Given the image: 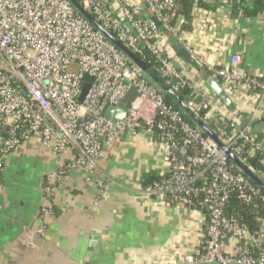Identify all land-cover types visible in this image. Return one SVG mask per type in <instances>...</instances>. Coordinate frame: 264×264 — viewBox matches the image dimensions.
I'll list each match as a JSON object with an SVG mask.
<instances>
[{
  "label": "built area",
  "instance_id": "2783aa9c",
  "mask_svg": "<svg viewBox=\"0 0 264 264\" xmlns=\"http://www.w3.org/2000/svg\"><path fill=\"white\" fill-rule=\"evenodd\" d=\"M80 2L135 54L155 57L157 73L175 92L191 90L188 107L224 148L167 104L147 75L68 0H0V176L10 154L38 140L56 155L74 154L59 177L69 172L90 174L104 197L112 185L101 167L105 148L125 135L143 133L161 147L165 161L160 178L146 194L157 202L202 213L207 220L203 246L193 262L264 264V220L263 232L254 234L242 218L227 214L233 195L246 205L255 199L264 204V193L228 158L231 152L243 164L257 154L264 159V142L249 126L240 129L233 114L230 118L220 114L218 98L203 94L159 46L161 28L176 31L172 21L177 0ZM210 72L222 80L231 99L252 101L254 113L264 109V75L248 74L239 56ZM86 76L93 81L79 102ZM133 88L138 95L126 117L108 119L107 109L123 103ZM253 173L264 181V170ZM3 208L0 203V211ZM41 214L43 219L53 214L48 201ZM231 240L238 245L235 253L228 250Z\"/></svg>",
  "mask_w": 264,
  "mask_h": 264
},
{
  "label": "crops",
  "instance_id": "0c3cea01",
  "mask_svg": "<svg viewBox=\"0 0 264 264\" xmlns=\"http://www.w3.org/2000/svg\"><path fill=\"white\" fill-rule=\"evenodd\" d=\"M203 1L215 7L196 6L191 31H182L181 18L175 20L174 33L161 31L157 42L164 54L203 94L214 95L205 87L203 75L228 66L233 56L241 58L248 74L264 75V17L248 18L235 11L233 4L240 0ZM173 37L189 50L191 60L177 53ZM232 100L264 142V109L254 113L252 101ZM217 109L223 116H233L220 101ZM105 150L101 167L112 185L104 197L90 174L69 172L59 177L73 161L72 152L56 155L31 140L6 158L0 264H200L193 258L203 246L205 216L157 202L145 192L165 165L161 147L141 133L125 135ZM46 201L53 214L43 219ZM237 247L231 240L228 250L235 253Z\"/></svg>",
  "mask_w": 264,
  "mask_h": 264
},
{
  "label": "water",
  "instance_id": "95a60500",
  "mask_svg": "<svg viewBox=\"0 0 264 264\" xmlns=\"http://www.w3.org/2000/svg\"><path fill=\"white\" fill-rule=\"evenodd\" d=\"M68 1L72 5V7L74 8L77 14L82 16L90 25L94 27L95 30L103 34L111 43H113L117 48H119L130 60H132V62L136 66H138L147 75V77L151 80V82L154 85L159 87L163 93L169 95L172 99L177 101L181 105L185 115L189 117L197 127L201 128L202 131L206 135H208L212 140H214L217 144H220V138L188 107L187 103L189 102V98L186 99V102H182L178 94L170 87L168 83L164 81V79L156 71L150 69L147 66V64L137 54H135L124 43L118 40V38H116L112 32H110L107 28H105L83 6V4L79 0H68ZM147 6L148 5L146 4L145 7L147 8ZM172 42L175 45V49L180 56H182L185 60H191L192 54L184 46V44L179 42L178 38L173 37ZM202 79L205 82V87L207 88V90H210L225 107L229 108L230 110H233V115L240 122L241 129L248 126L249 120L242 117L241 112H239L234 108L232 99L226 95L221 83L216 78L212 77L210 73H205ZM85 81L87 82V84H85L83 88V92L79 97V102L83 101L90 87L89 83H91L93 79L86 76ZM137 95H138V90L136 88H133L123 103H121L118 107H109L107 109L106 111L107 118L112 121L123 120L127 115V109L131 106V103L133 102V100ZM256 130H258V132H261V127L259 125H256ZM221 147L224 148V146ZM234 163L240 170H243L244 164L241 162V160L238 157L235 158ZM251 177L252 180L256 182L258 185L262 184L263 181L254 173L253 175L251 174Z\"/></svg>",
  "mask_w": 264,
  "mask_h": 264
},
{
  "label": "trees",
  "instance_id": "16d2710c",
  "mask_svg": "<svg viewBox=\"0 0 264 264\" xmlns=\"http://www.w3.org/2000/svg\"><path fill=\"white\" fill-rule=\"evenodd\" d=\"M196 6L204 10H213L215 7L214 4L207 3L203 0H177V7L175 10V19L172 21V25H175L174 23H175L176 18H181L183 20L182 31H191L192 22H193V13H194V8ZM233 9H235V11L237 12L241 11L248 18L261 17V16L264 17V0H254L251 4H246L245 0H240V2L238 3L236 2L233 4ZM161 30H163V28H161ZM139 57L147 64V66L150 69L157 72L158 63L155 57H153L151 54L147 52H144V55L139 56ZM129 61L132 64H134L132 60L129 59ZM217 80L221 84L223 83L221 79L217 78ZM164 81L166 82L167 79H164ZM157 88L161 91L159 87ZM176 93L178 94L182 102H186V99L189 98L191 95V90L189 88H184V89L179 90ZM162 94L164 95V98L167 104L179 110L182 113L183 117L188 122L195 125L192 122V120L185 115V113L182 110L181 105L177 101H175L169 95L163 92ZM203 135L207 136L205 133H203ZM218 145L220 147L224 146V143L221 139H220V144ZM228 158L231 162H234L236 156L233 153H228ZM256 169L264 170V159L259 154L248 158L247 161L244 162V167H243V170L241 171L247 179H249L255 186L259 187V189L264 193V181L262 182L261 185H258L256 182L252 180L251 174L253 175V170H256ZM237 172H240V171L238 170ZM0 184L2 186V175L0 176ZM227 214L230 216H236V217L242 218L246 222V224H248L250 231L254 234L263 232L262 220H264V204L259 199H255V201L252 204L246 205L242 203L236 195H233L231 198L230 204L227 208Z\"/></svg>",
  "mask_w": 264,
  "mask_h": 264
}]
</instances>
